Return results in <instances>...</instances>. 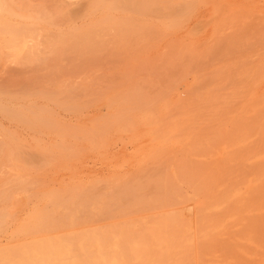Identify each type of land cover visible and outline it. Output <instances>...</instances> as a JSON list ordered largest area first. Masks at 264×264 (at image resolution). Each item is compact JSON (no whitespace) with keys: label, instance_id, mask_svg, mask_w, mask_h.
I'll return each instance as SVG.
<instances>
[{"label":"rangeland","instance_id":"rangeland-1","mask_svg":"<svg viewBox=\"0 0 264 264\" xmlns=\"http://www.w3.org/2000/svg\"><path fill=\"white\" fill-rule=\"evenodd\" d=\"M54 2L0 11V264H263L264 0Z\"/></svg>","mask_w":264,"mask_h":264},{"label":"bare ground","instance_id":"bare-ground-1","mask_svg":"<svg viewBox=\"0 0 264 264\" xmlns=\"http://www.w3.org/2000/svg\"><path fill=\"white\" fill-rule=\"evenodd\" d=\"M4 1V0H3ZM6 1V0H5ZM4 1V2H5ZM24 1V0H23ZM88 1V2H87ZM94 1H96V0H86L85 1V4H87V6H85V4L82 6V7H84V9L83 8H79V9H81V10H78V9H75V8H71V7H69V6H71L73 3H76L77 4V2H72V4L70 3V4H68V2H66L67 4L64 6V4L63 5H60V6H58V4H59V2H60V0H57V2H54V4L56 3V6H51V7H54V8H60L61 6V13L60 14H62L63 16H64V18L65 19H67V21H68V24L69 25H71V27H74V28H68V29H73V31H75V30H77V29H75V26L74 25H76L77 24V19L79 18L80 19V21H81V24H80V26L81 27H83V28H86V27H90V28H96L97 27V29L98 30H101V32L102 31H106L105 33L107 34V36L106 37H108V35H109V33L112 35H114V34H116L118 37H119V35H120V37L118 38V39H120L122 42H124V44H125V41H126V43H127V41H128V38H129V36H131V34H133V33H135V32H138V34L141 32V29H144V28H142V27H137V28H131V27H127V28H123V27H118V23H116V22H114L112 19H111V17H109L108 15H106V14H103V15H101V16H99V17H96L95 15H93L90 11H91V8L93 7L92 5V3L94 2ZM97 1H99V0H97ZM141 1V3H137V2H135L136 4H138L139 6L143 3L144 5L146 4H148L151 0H138V2H140ZM0 3H1V0H0ZM8 3V2H7ZM7 3H2L1 5H0V11L2 12V9H7L8 7H9V9L8 10H11L13 7H14V9H16V10H22L23 9V7L21 6V4H20V0L19 1H16V0H12L11 1V3L10 4H7ZM26 3V2H25ZM65 3V2H64ZM12 4V5H11ZM81 4H83V3H81ZM143 4H142V6H143ZM27 5V4H26ZM24 6V9H27L28 8V6ZM69 5V6H68ZM74 5V4H73ZM51 7H49V9L51 10L52 8ZM35 8V7H34ZM45 8H47V7H45ZM54 8L52 9V12L51 13H53L54 12ZM15 10V11H16ZM45 10V9H44ZM49 10V11H50ZM35 11V10H34ZM27 13V12H26ZM50 13H48V15H49ZM59 14V15H60ZM2 15H4V14H2ZM8 15V14H7ZM11 15V14H10ZM52 15H54V14H52ZM55 15H56V13H55ZM70 16V18H74V19H68L67 17H69ZM72 16V17H71ZM10 17H12V18H17V19H19L20 18V20L21 19H27V21H31V18H24L25 16L22 14V15H20V17L17 15L16 17H15V15L14 16H10ZM2 18H4L5 19V21L8 19V18H5V16H1L0 17V21H1V19ZM52 18V17H51ZM58 18V17H57ZM83 18V21L81 20ZM17 19H14L15 21L17 20ZM53 19H54V17H53ZM25 20H23V23H24V21ZM19 21V20H18ZM60 21H62V20H60ZM7 22H11V27H13V28H11L10 26H8V28L10 27L12 30H17L18 28H19V30L20 29H22V28H25V27H30V26H25V25H31V24H28L26 21V24L24 23H21V21L20 22H12V21H10V19L7 21ZM0 23H3V25H2V28L3 29H6V28H4V26H6L7 27V24L8 23H6V22H4V21H1ZM31 23V22H30ZM65 23V22H64ZM67 23V22H66ZM16 25V26H15ZM21 26V25H23V27L22 28H20L19 26ZM108 25H109V27H108ZM25 26V27H24ZM56 26V25H55ZM77 26V25H76ZM15 27L17 28V29H15ZM1 28V27H0ZM9 28V29H10ZM76 28H78V27H76ZM90 28H88V29H90ZM7 30V31H9V32H13V31H11V30ZM26 29V28H25ZM20 30L21 32H23V33H25V31L26 30H28V29H26V30ZM88 29H87V31H88ZM7 31H4L5 32V34L3 33V31L1 30V33H3L2 35H1V33H0V35H1V37L2 38H0V39H4V36L6 35V32ZM20 31H15L16 33L17 32H20ZM83 31V30H82ZM93 31V30H92ZM142 31H144V30H142ZM15 32H13L14 34H16ZM18 33V34H21V35H23V33ZM52 32V31H51ZM88 32H91V31H88ZM11 33H8L7 35H9L10 34V36H12L11 35ZM50 33V32H49ZM73 33H75V32H73ZM83 33V32H82ZM103 33V32H102ZM104 33V34H105ZM145 33V32H144ZM144 33H142V34H144ZM85 34V33H84ZM86 34H89V33H87L86 32ZM92 35H94L93 34V32L91 33ZM119 34V35H118ZM4 35V36H3ZM6 35V36H7ZM52 34H49L48 35V37L49 36H51ZM83 35V34H82ZM103 35V34H102ZM102 35H99L101 38L100 39H102ZM136 35V34H135ZM31 36V35H30ZM30 36H29V38H30ZM90 36V35H89ZM89 36H87V37H89ZM97 36V35H96ZM99 36H97L96 38H98ZM117 36H116V38H117ZM8 37V36H7ZM6 37V38H7ZM56 37V36H55ZM55 37H53V38H55ZM66 37V36H65ZM74 36L72 35V38H70V39H72V41L71 40H69V39H63V40H66V41H63V45L65 44V46L68 48V49H70L72 46H73V39H75L76 41H74V42H79L80 43V41L81 40H79V41H77V38H73ZM92 37V36H91ZM10 38V37H9ZM12 38H14V37H12ZM26 40H27V38L26 37H24ZM51 38V40L50 41H52L53 40V38L52 37H50ZM67 38H69V37H67ZM11 39V38H10ZM43 39V38H42ZM99 38L98 39H96V40H91V38L89 37V38H85L84 40H82L83 41V43L81 44V45H85V46H87L88 47V45L89 46H93V45H104V40L103 41H99L100 40ZM103 39H105V36H103ZM127 39V40H126ZM6 40V39H5ZM29 40V39H28ZM28 40H27V42H28ZM69 40V41H68ZM107 40V39H106ZM105 40V41H106ZM24 41V40H23ZM118 41V40H117ZM120 41V42H121ZM8 43H12V41H9V39H8V41H7ZM27 42H25V43H23L24 45H23V47H24V49H23V47L22 46H19V47H17V48H15V49H17V52L18 53H16V55H21V54H24V55H22V56H20L21 58H20V66L21 65H23V66H25V65H27V64H30L29 63V52H30V50L29 51H27L28 49H26L25 50V48H28L29 47V42L27 43ZM41 42V41H40ZM46 42V41H45ZM65 42V43H64ZM103 42V43H102ZM107 42H108V40H107ZM119 41L117 42V43H120ZM4 43V42H3ZM99 43H101V44H99ZM129 43H131V42H128L127 44H129ZM9 44V45H10ZM18 44V43H17ZM68 44V45H67ZM76 44V43H75ZM124 44L122 45V46H124ZM12 45V44H11ZM27 45V46H26ZM80 45V44H79ZM113 45V44H112ZM129 45H133V44H129ZM77 46V45H76ZM13 47V46H12ZM127 47V46H126ZM99 48V47H98ZM97 48V49H98ZM29 49H30V47H29ZM66 49V48H65ZM75 49H77V48H75ZM95 50V49H93V50H95V53H97L99 50H101V49H99V50ZM24 50L26 51V52H24ZM78 50V49H77ZM93 50H91V52H89V53H92L93 52ZM32 51V50H31ZM41 51V50H40ZM69 51H71V49L69 50ZM69 51H67V52H69ZM102 51V50H101ZM100 51V52H101ZM65 52V51H64ZM72 52V51H71ZM76 52H79V51H76ZM76 52H74V53H76ZM45 53V52H44ZM94 53V52H93ZM26 54V55H25ZM41 54H43V53H41ZM82 55V54H81ZM86 55V54H85ZM93 55H96V54H93ZM25 56L27 57V58H25ZM25 59H24V58ZM75 57V56H74ZM83 57V56H82ZM77 58V57H76ZM85 58H87V57H85ZM70 59V58H69ZM74 59V58H73ZM77 60V59H76ZM86 60V59H85ZM18 62V64H19V60L17 61ZM24 62V63H23ZM27 63V64H26ZM18 68H19V66H17ZM22 67V66H21ZM16 68V67H15ZM61 91V92H60ZM59 92L61 93V98H60V101H58L59 99H57V101L59 102V106L62 108V110H64V111H66V112H70L71 110H72V112L73 111H75V110H73V109H71L73 106L71 105V104H65L64 103V101H63V99H62V96H64V94L62 93V90H60ZM59 93V94H60ZM0 95H2V94H0ZM55 95H57V94H55ZM54 94L52 95V94H49V96H51L50 98L51 99H54L53 97L55 96ZM4 96V95H3ZM2 96V97H3ZM12 96V95H11ZM23 96V95H22ZM31 96H33L34 97V94H32ZM46 96H48V95H45V97ZM75 96H77V93L75 94ZM75 96H73L74 98H76ZM25 97H27L26 95H25ZM4 98H6V97H4ZM17 99H20L19 97L17 98ZM26 99V98H25ZM143 100H145L144 98H142ZM4 100V99H3ZM13 100L15 101V99L13 98ZM47 100H50L48 97H47ZM141 100V99H140ZM54 101V100H53ZM56 101V100H55ZM1 102V101H0ZM140 103H146V102H142V100L141 101H139ZM203 102H205V101H203ZM54 103V102H53ZM252 105H254V104H252ZM9 107H10V105H8ZM27 106V105H26ZM4 107V106H3ZM0 108H2V107H0ZM2 109H5V108H2ZM10 109V108H9ZM9 109H7V110H9ZM23 109V108H22ZM42 109H44L43 107H40V109H38L37 108V110H41L42 111ZM24 110V109H23ZM26 110V109H25ZM6 111V110H5ZM4 111V112H5ZM10 111H12V109H10ZM16 110H14L13 112H15ZM9 112V111H8ZM12 112V114H15V113H13ZM20 112V111H19ZM18 112V113H19ZM46 112V111H45ZM55 112V111H54ZM24 113V112H23ZM47 113V112H46ZM45 113V114H46ZM9 114V113H8ZM20 114H22V112L20 113ZM20 114H18V115H16L17 117H19V120H21V121H23L24 123H26V124H28V122H30L31 121V114H33L34 115V113L33 112H31V113H29V115H28V121H27V117H24V116H26L25 114L23 115V116H19ZM71 114V113H70ZM75 114V113H74ZM10 115V114H9ZM37 114H35V116H36ZM82 115V114H81ZM7 117H9V116H7ZM10 117H14V116H10ZM9 117V118H10ZM37 117V116H36ZM78 117V118H77ZM82 117V116H81ZM81 117H79V116H76V117H74V118H76L77 120L79 119V118H81ZM100 117V116H99ZM2 118V117H1ZM89 118V117H88ZM98 118V117H97ZM103 117H101V119H102ZM6 119V118H5ZM37 119H39V118H37ZM86 118H84V120H85ZM95 119V118H94ZM99 119V118H98ZM101 119H99V121L101 120ZM187 119V118H186ZM15 120H17V121H19L18 119H14V120H12V121H14L15 122ZM47 120L48 119H45V120H43L44 121V123H42V125L44 126V127H48L49 125L48 124H46V123H48L49 121V124H51V121L52 120H49L48 122H47ZM97 120V119H96ZM190 120V119H189ZM20 121V122H21ZM40 121V120H39ZM86 121V120H85ZM46 122V123H45ZM80 122V121H79ZM81 122H83V121H81ZM195 122V121H194ZM9 123V122H8ZM64 124H67V122L66 123H64ZM1 125V124H0ZM20 125V124H19ZM18 125V126H19ZM28 125H31V123H29ZM45 125H47V126H45ZM52 125H55L56 126V123H53ZM26 126V125H25ZM24 126V128H27V127H25ZM34 125L32 124V126L30 127V128H34L33 127ZM51 126V125H50ZM8 127H12V126H8ZM23 127V126H22ZM18 128V127H17ZM6 129H8V128H6ZM12 129V128H11ZM32 131H29L28 133H30L31 135H32V133H31ZM13 134V133H12ZM21 135V134H20ZM20 135H19V137H20ZM27 135V134H26ZM30 135V136H31ZM17 137H18V134L16 135ZM21 136H23V135H21ZM29 137V136H28ZM27 139V138H26ZM78 191V190H77ZM87 195V193H84V195L83 196H86ZM83 196H79L80 198L79 199H81V200H85L84 198L85 197H83ZM79 199H77V200H79ZM88 199V198H87ZM92 201V200H91ZM85 202H88V200H85ZM78 204V203H77ZM263 232H262V234H263V236H264V226H263V230H262ZM263 264H264V262H263Z\"/></svg>","mask_w":264,"mask_h":264}]
</instances>
